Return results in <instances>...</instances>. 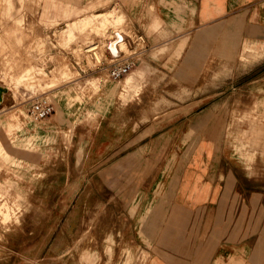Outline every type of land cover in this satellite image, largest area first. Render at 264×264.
<instances>
[{
    "label": "rangeland",
    "instance_id": "obj_1",
    "mask_svg": "<svg viewBox=\"0 0 264 264\" xmlns=\"http://www.w3.org/2000/svg\"><path fill=\"white\" fill-rule=\"evenodd\" d=\"M140 1L0 0V86L8 88L0 103V264L147 260L136 249V230L142 238L141 228L151 218L157 223L165 218V192L174 184L167 188L164 175L178 169L176 150L159 143L117 160L140 138L183 119L210 121L208 115L198 117L205 100L192 98L212 89L208 80L222 70L211 62L196 67L192 52L182 55L194 66L179 70L182 84L174 68L145 69ZM73 6L80 11L65 15ZM109 9L120 20L112 13L91 15L60 29L72 19ZM147 13H154L152 5ZM118 31L126 40L118 45L120 56L107 49ZM184 42L165 45L161 56L175 65ZM128 55L135 61L130 72L119 80L108 77L109 63ZM261 55L264 47L255 43L237 53L241 63ZM127 76L132 82L125 86ZM215 85L219 89L222 83ZM40 96L55 111L35 120L29 105ZM256 108L253 101L248 113L235 116L236 150L243 142L254 146L264 127ZM215 124L226 133L223 114ZM248 124L249 132L241 130Z\"/></svg>",
    "mask_w": 264,
    "mask_h": 264
},
{
    "label": "crops",
    "instance_id": "obj_2",
    "mask_svg": "<svg viewBox=\"0 0 264 264\" xmlns=\"http://www.w3.org/2000/svg\"><path fill=\"white\" fill-rule=\"evenodd\" d=\"M151 5L154 13L148 15ZM79 11L73 6L65 15ZM110 13L120 20L109 9L72 19L60 29ZM138 15L145 69L174 68L175 79L182 84L179 70L194 67L189 64L193 60L182 55L192 52L197 55L196 67L211 62V67L222 70L208 80L212 89L192 98L205 100L198 117L208 115L211 122L183 119L156 136L140 138L117 160L126 161L159 143L167 144L165 150H176L178 169L170 168L164 175L167 188L174 184L165 192V218L160 223L151 218L141 228L142 238L136 230V249L147 254L143 264H264V127L254 146L243 142L236 150L234 140L239 132L235 116L248 113L253 101L255 114L264 120V55L247 63L237 56L250 44L264 47V0H141ZM182 39V58L170 65L160 50L171 43L176 47ZM131 82L127 76L125 86ZM7 91L0 86V101ZM222 114L226 133L215 124ZM250 129L248 124L241 130ZM171 133L176 136L172 140Z\"/></svg>",
    "mask_w": 264,
    "mask_h": 264
},
{
    "label": "built area",
    "instance_id": "obj_3",
    "mask_svg": "<svg viewBox=\"0 0 264 264\" xmlns=\"http://www.w3.org/2000/svg\"><path fill=\"white\" fill-rule=\"evenodd\" d=\"M139 37L141 39V35H139ZM93 46L95 47L96 44ZM134 63L135 61L130 55L122 59H114L109 63L106 70L108 72V77L112 80L121 79L130 72L129 70ZM28 111H30L31 116L37 120L50 116L55 110L53 108V104L46 96H40L31 101Z\"/></svg>",
    "mask_w": 264,
    "mask_h": 264
},
{
    "label": "bare ground",
    "instance_id": "obj_4",
    "mask_svg": "<svg viewBox=\"0 0 264 264\" xmlns=\"http://www.w3.org/2000/svg\"><path fill=\"white\" fill-rule=\"evenodd\" d=\"M113 33H114L113 35H115V36H114L113 40L108 42V49L111 51V54L116 55V56H120L121 53H120V49L118 48V45L124 41L126 42L125 36L121 35V33H119V32H113Z\"/></svg>",
    "mask_w": 264,
    "mask_h": 264
},
{
    "label": "water",
    "instance_id": "obj_5",
    "mask_svg": "<svg viewBox=\"0 0 264 264\" xmlns=\"http://www.w3.org/2000/svg\"><path fill=\"white\" fill-rule=\"evenodd\" d=\"M108 47V46H107ZM2 102V100L0 101V103Z\"/></svg>",
    "mask_w": 264,
    "mask_h": 264
}]
</instances>
